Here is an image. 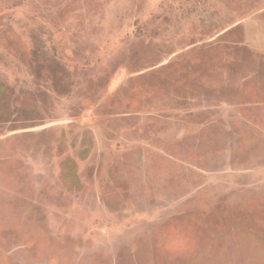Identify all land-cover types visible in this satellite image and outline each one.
Returning <instances> with one entry per match:
<instances>
[{"label":"rangeland","instance_id":"rangeland-1","mask_svg":"<svg viewBox=\"0 0 264 264\" xmlns=\"http://www.w3.org/2000/svg\"><path fill=\"white\" fill-rule=\"evenodd\" d=\"M0 264H264V0H0Z\"/></svg>","mask_w":264,"mask_h":264}]
</instances>
